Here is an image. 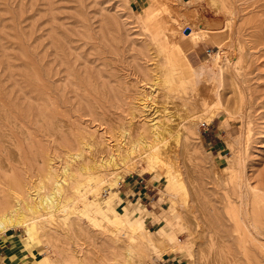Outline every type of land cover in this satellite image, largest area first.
<instances>
[{
	"label": "rangeland",
	"instance_id": "obj_1",
	"mask_svg": "<svg viewBox=\"0 0 264 264\" xmlns=\"http://www.w3.org/2000/svg\"><path fill=\"white\" fill-rule=\"evenodd\" d=\"M184 1L183 7L197 12L196 21L202 24V19L206 18L209 21L219 22L209 29L218 31L220 36L234 40L223 54L229 62L234 61L235 57L238 60L237 65L231 67L233 77L227 78L224 85L226 88L223 87L221 91V107L218 110L213 109L216 111H213L211 119L208 113L198 116L199 132L194 141L201 154L198 153L201 161L199 162L201 165H206V169L196 167V175H199L198 171L205 175H199V180L203 179L205 187L204 189L200 187L199 192L203 191L204 194L205 190L208 196L204 194L205 199L202 193L200 195L198 192V195L203 196L204 201L210 200L205 203L208 206L206 210L208 209L209 215L213 216L211 219L215 220L214 224L224 237V243L227 245L229 243L228 249L233 247L234 253L238 254L240 259L236 264H264L263 255L252 243L247 242L246 247L249 251L252 250L253 256H250L251 252L248 253L247 249V253L241 256L239 245H235L236 239L232 238L235 236L230 226L232 223L226 221L224 217L225 192L231 194L234 200L237 199L232 188L237 191L238 179L225 177L228 176L225 174L231 170L236 159L242 160L252 185L259 178L264 180V0H228L233 5L234 15L229 28L225 25V14L214 12L204 0ZM145 4V0H0V125L3 124L5 115H8L9 121L14 116V122H11L15 124L10 126L11 122L7 121L9 122L7 123L5 119L4 128L1 125L3 130H0V136L5 138L6 133L11 136L7 134L8 138L6 137V142L10 144H8L9 148L4 138L0 137L2 143L0 157H4L0 159V167L6 165L12 167V173L14 175L17 173L16 177L22 180L29 179L33 184L40 176L46 190L50 191V183L42 178L47 170V162L52 163V167L55 168L54 175L58 178L66 159L62 160L63 152L72 151L73 145H75L74 150L80 151V143L85 140L94 139L93 141L98 145L109 136L110 140L116 137L121 139L120 130L129 127L130 122L134 120L129 113L131 100L136 94H140L141 98L144 97V101L148 103L152 101L147 95L148 91L142 89V85L150 84L155 77H158L160 88L169 85L178 86L183 77L193 74L194 68L185 65L184 55L181 53L171 50L172 48L156 50L150 33L152 24L144 18V12L140 9V6ZM181 22L179 28L184 32L185 29H189V32L190 27L187 23L184 20ZM190 25L191 28L197 27L193 23ZM180 36H182L181 31L176 34V40ZM197 45L201 52L196 60L190 59L191 48L185 51V57L192 67H197L208 59L211 51L218 49L217 43L209 39ZM194 80L197 86L203 82L197 75ZM183 84L186 85L185 88L187 87L185 96L189 100V105L191 104L189 109L200 110L193 95L194 86L189 81ZM60 120H64L63 123L66 122L67 125ZM56 123L62 124L61 128L58 127L60 131ZM120 124L126 126L122 127ZM63 126L68 127L65 130ZM9 138H12L11 141ZM5 146L10 152L17 151L10 153L6 151ZM3 148L6 153L2 151ZM91 151L88 152V157L97 159L98 149L94 155L93 150ZM8 154L10 158L13 154V160L9 159ZM15 154L17 157H14ZM2 161L5 165H1ZM138 167L133 172L123 174L120 184L115 185L114 190L118 195H115L112 204L121 217H125V210H128L131 214L130 219H133L134 215L145 219V228L154 229L161 225L165 232H169L171 227L166 222V218L161 217V213L169 210L173 201L178 205L183 204L182 194L179 192L176 193L175 198L172 197L166 178L154 175L151 169L146 167L145 162H141ZM159 167L165 172L168 171V167L175 165L160 164ZM106 169L100 167L95 171L101 170L98 172L101 175L106 173ZM206 170L211 176L209 174L207 176ZM215 173L219 175L220 182L214 179ZM127 179L140 180L139 183L137 182L138 187L139 184L145 183V180L148 181L155 199L151 206L145 207L139 201H123L119 189L123 188L121 185ZM108 193L109 188L104 185L99 195L107 198ZM87 196L88 199L94 198L91 194ZM203 199L200 197L202 205ZM75 206L82 209L83 203L78 201ZM92 210L90 215H96ZM152 213L156 216L147 217ZM176 213L178 211L175 210L170 216L174 217ZM215 216L219 222L216 221ZM83 221L87 223L85 216ZM96 223H91V228L87 227L86 236L96 245L101 246L102 252L109 256L112 247L117 244V238L123 237V233L102 220ZM14 231L23 241V231ZM57 231L65 233L60 228H57ZM109 231L114 233L111 234ZM176 238L178 244H181L178 250H171L167 246L163 250L147 245L146 248H142L145 250V263L193 264L192 250L186 242L185 232L176 230ZM261 239L264 241V237ZM67 241L70 243L67 245L68 250H71L73 241L67 240V237L61 241L62 245L66 246ZM126 241L124 240L125 244H128ZM27 248L32 251L33 264L46 253L41 241L35 240ZM77 251L81 257L89 259L85 252Z\"/></svg>",
	"mask_w": 264,
	"mask_h": 264
},
{
	"label": "bare ground",
	"instance_id": "obj_2",
	"mask_svg": "<svg viewBox=\"0 0 264 264\" xmlns=\"http://www.w3.org/2000/svg\"><path fill=\"white\" fill-rule=\"evenodd\" d=\"M145 1L147 5H141L140 9L144 12V18L152 24L150 33L156 50L172 48L171 50L181 53L184 55L185 65L194 68V72L188 77H183L180 81L181 84L178 86L169 85V87L160 88L161 84L158 86V77H155L152 83L142 85V89L148 91V94H146L150 96L152 101L150 100L148 103L146 100L144 101V97L141 98L140 94L135 93L136 97L134 98L133 96L134 99L131 98L132 106L129 112L134 120H130L129 127H123L125 124L123 126L120 124L123 127L120 130L121 139L119 138V140L116 137L114 140H110V136L105 138V135L104 141L102 140L98 145L93 141L94 139L85 140L80 143V151L74 150L75 147L73 146L75 145L72 144V151L63 152L64 157L62 160L66 159H64L58 178L54 175L53 170L55 168L52 167V163L47 162V170L42 178L50 183V191L46 190V186L40 176L37 177V184H33V181L29 179L22 180L20 178V180L16 177L17 173L15 174L16 176L12 173V167H7V165L6 167H0V235L11 229L22 230L23 243L26 247L30 246V243L35 240L41 241L46 253L44 252L45 255L37 259L34 264H146L144 260L145 250H143L146 245L152 248H160L161 250L166 248L165 246L170 247L171 250H178L181 244L179 245L177 242L176 230L185 232L187 236L186 242L192 250L193 264H236L238 259H240L238 254L234 253L235 249L233 250V247L228 249L230 247L229 243L228 245L224 243L225 239L221 235L219 228H216L215 220L211 219L212 215H209L208 209V211L206 210L208 206L205 203L210 200L204 201L207 195L205 190L204 194L206 195L202 193L203 191L199 192L200 187H203L202 189L205 188L203 179L199 180V175L203 174V172L200 174L199 172L201 171H198L199 175H196V167L205 170L206 165L200 164L198 145L196 146L197 143L195 144L194 141L198 137L199 132L198 122L200 120L198 121V116L208 113V117L211 119L214 114L213 109L218 110L221 107V91L225 87L227 78L233 77L231 67L237 65V57H235L234 61L229 62L223 52L227 50L226 48L234 40L232 41L231 38L226 36H220L218 31L214 32L209 29L210 26L218 25L219 22L209 21L206 18L202 19V24L196 21L197 12L183 7L182 3L185 4L184 0ZM204 1L214 12L225 14V25L229 28L234 19L231 2L228 0ZM228 2L229 6L227 5ZM130 8L133 9V6L130 5ZM182 20L190 27L188 33H185L178 26L179 23H182ZM192 23L197 27L191 28L190 24ZM180 31L182 36L176 40V34ZM207 39L216 42L218 49L211 51L208 59L201 62L197 67H192L185 57V51ZM195 75L202 78L203 82L201 85L197 86L194 82ZM187 81L194 86L193 95H195V102L200 108L198 111L189 109L191 104L189 105V100L185 96L187 87L185 88L186 85L184 86L183 84ZM136 91L134 90V92ZM241 97L243 98V96ZM128 103L130 104V102ZM224 103L227 102L224 101ZM7 116L3 117L6 122L9 121ZM13 117L9 122H14ZM4 120L3 124L6 123ZM12 122L10 126H15ZM56 124L55 126H57ZM63 124L67 125L66 122ZM1 125L0 130H3L4 125L2 126L3 128H1ZM58 125L57 129L58 127L61 128L60 125L62 124ZM63 127L66 130L68 126ZM7 134L9 137L11 136V134L6 133V137ZM6 137L4 138L3 136L2 138L5 141L1 138L2 141L6 142ZM9 139L11 141L12 138ZM8 144L9 142L6 145L7 147ZM0 145L2 146V143ZM17 147L19 146L17 145ZM4 148L2 151L5 152ZM8 148L6 151L10 150ZM97 149L98 152L96 153ZM91 150H93V155L94 153L97 154V159L88 157V152ZM15 151L17 150H13V152ZM11 155L13 156V154ZM12 156L10 158L9 155V159H12ZM14 157H17L16 154ZM3 158L0 157V159ZM86 158L89 159L86 160ZM3 161L1 165H5L4 162L6 161ZM7 161L9 160L7 159ZM141 162H145L146 167H149L157 177L166 178L167 187L172 197L175 198L176 193L179 192L182 194L183 204L178 205L176 201H173L169 210L161 213V217H165L166 222L171 227L169 232H165L161 225L154 229L145 228V219L139 217V215H134L135 217L130 219L131 214L128 210H125L126 216L121 217L112 204L115 195H118L117 191L114 190L115 185L120 184L123 174L135 171ZM160 164L175 165V167H168V171L164 172L159 167ZM100 167L107 168L105 174L99 175L98 172L101 170L95 171V169ZM230 169L225 174H228L229 177H225L238 179L236 181L239 184L237 191L232 188L237 199L234 200L231 194L225 192L226 206L224 205V217L226 221L232 223L230 226L235 232V236L232 238L236 239L237 242V244H234L239 245L241 256L247 253L246 243L249 242L256 246L255 248H258L264 257V241L261 239L264 237V180L259 178L252 185L241 159H236L235 164ZM171 171L174 173L170 174ZM205 173L207 176H211V174L207 173V170ZM213 177L217 181L220 180L219 175L216 173ZM201 184L202 186H200ZM104 185L109 188V197L107 198L99 195L100 189ZM173 189L175 191H172ZM198 192L199 194L202 193L205 199H203V196H199ZM88 194H91L94 198L88 199ZM200 197L203 199L204 206L201 203L202 200L200 201ZM78 201L83 203L82 209L76 208L75 205ZM211 208L214 211V208ZM91 209L96 215H90ZM175 210L178 213L171 217V213H174ZM84 216L87 218V223L83 221ZM148 216L151 218L156 216V214L152 213L148 214ZM217 216H215V219ZM99 220L123 233V237L119 236L117 238V244L113 243V250L108 246L112 250L109 256L102 252L101 246L96 245L94 241L92 242L86 236L87 227H90L91 223L97 224L96 222ZM217 220L219 222V219ZM57 228L63 229L65 233L58 232ZM207 228L209 229L208 231L206 230ZM228 233L227 236L229 235ZM65 237H67V240L73 241L71 250H68L67 246L70 245L69 241H67L66 246L62 245L61 241ZM89 237L91 238L90 235ZM124 240H127L128 244H125ZM233 241L235 242V240ZM143 245L145 246L143 247ZM77 250L85 252L89 259L81 257ZM250 254V256H253L252 252Z\"/></svg>",
	"mask_w": 264,
	"mask_h": 264
},
{
	"label": "crops",
	"instance_id": "obj_3",
	"mask_svg": "<svg viewBox=\"0 0 264 264\" xmlns=\"http://www.w3.org/2000/svg\"><path fill=\"white\" fill-rule=\"evenodd\" d=\"M199 45L189 50V56L191 60H196L199 57ZM140 180L127 179L122 189H119L120 196L123 201H139L140 204L151 206V203L155 201L154 193L145 180V183L139 184ZM153 187V186H152ZM153 206V205H152ZM147 209V208H146ZM15 229H11L8 232H4L0 235V264H33L34 260L31 257L32 251L27 248L22 239L19 237Z\"/></svg>",
	"mask_w": 264,
	"mask_h": 264
},
{
	"label": "water",
	"instance_id": "obj_4",
	"mask_svg": "<svg viewBox=\"0 0 264 264\" xmlns=\"http://www.w3.org/2000/svg\"><path fill=\"white\" fill-rule=\"evenodd\" d=\"M188 30H189V29H185V33H187V32H188Z\"/></svg>",
	"mask_w": 264,
	"mask_h": 264
}]
</instances>
